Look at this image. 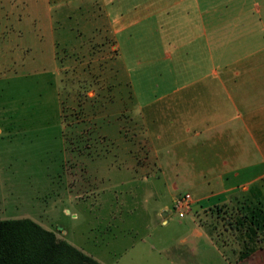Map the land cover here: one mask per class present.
I'll return each mask as SVG.
<instances>
[{"label": "rangeland", "instance_id": "1", "mask_svg": "<svg viewBox=\"0 0 264 264\" xmlns=\"http://www.w3.org/2000/svg\"><path fill=\"white\" fill-rule=\"evenodd\" d=\"M256 7L264 0H0V184L7 187L0 217H38L36 223L58 231L70 222L64 207L79 213L73 224L100 209L89 194L96 170L104 180H127L150 159L143 152L154 148L157 88L181 83L171 77L178 69L221 68L200 61L202 50L221 53V40L239 39L249 27L260 31ZM200 20L207 45L199 39V50L188 47L194 55H180L175 43L186 39L179 32ZM140 184L137 201L150 194ZM8 186L17 187L16 198ZM71 193L83 194L90 212L69 205ZM187 205L170 208L168 221L185 223L193 211L184 218L176 211ZM198 219L232 259L264 236L263 203H214ZM207 260L217 264V254L210 251Z\"/></svg>", "mask_w": 264, "mask_h": 264}, {"label": "crops", "instance_id": "2", "mask_svg": "<svg viewBox=\"0 0 264 264\" xmlns=\"http://www.w3.org/2000/svg\"><path fill=\"white\" fill-rule=\"evenodd\" d=\"M255 9L260 31L249 27L248 34L239 39L221 40V53L206 46L205 22L185 24L184 35H179L186 40L175 43L179 54L194 55L188 47L194 44L199 50L200 39L206 46L200 61H219L221 68L172 72L171 77L181 83L156 90L155 143L143 152L150 158L139 167L143 171L114 181L104 180L96 170L89 194L93 207L101 201L100 209L73 224L76 214L64 207L70 222L58 224V231L40 224L43 228L99 264H209L210 251L217 254V264H264V236L245 256L232 259L223 255L198 219L214 203L264 204V7ZM245 10L237 12L244 31L250 24L242 16ZM105 181L109 185L102 187ZM141 182L150 194L137 201ZM8 187L14 189L16 198L17 187ZM5 188L0 184V197ZM178 188L190 190L192 196L178 193ZM74 193L69 205L90 212L84 195ZM181 194H187L189 204L181 216L176 211L177 217L193 212L185 223H171L167 216ZM37 218L28 219L36 222Z\"/></svg>", "mask_w": 264, "mask_h": 264}, {"label": "trees", "instance_id": "3", "mask_svg": "<svg viewBox=\"0 0 264 264\" xmlns=\"http://www.w3.org/2000/svg\"><path fill=\"white\" fill-rule=\"evenodd\" d=\"M0 264L99 263L38 223L28 218H15L0 219Z\"/></svg>", "mask_w": 264, "mask_h": 264}, {"label": "built area", "instance_id": "4", "mask_svg": "<svg viewBox=\"0 0 264 264\" xmlns=\"http://www.w3.org/2000/svg\"><path fill=\"white\" fill-rule=\"evenodd\" d=\"M186 198H187V194H181L179 195L173 202V205L172 207L175 209V210H179V209H182V205H187L185 203L186 201ZM177 214L178 216H181L182 212L181 211H177Z\"/></svg>", "mask_w": 264, "mask_h": 264}, {"label": "clouds", "instance_id": "5", "mask_svg": "<svg viewBox=\"0 0 264 264\" xmlns=\"http://www.w3.org/2000/svg\"><path fill=\"white\" fill-rule=\"evenodd\" d=\"M76 218L79 219V213L76 214Z\"/></svg>", "mask_w": 264, "mask_h": 264}]
</instances>
